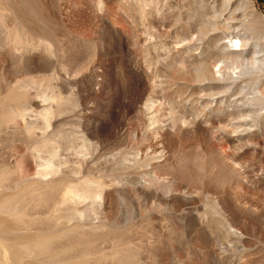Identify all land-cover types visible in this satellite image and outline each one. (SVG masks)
I'll return each instance as SVG.
<instances>
[{"label":"rangeland","instance_id":"rangeland-1","mask_svg":"<svg viewBox=\"0 0 264 264\" xmlns=\"http://www.w3.org/2000/svg\"><path fill=\"white\" fill-rule=\"evenodd\" d=\"M0 264H264V0H0Z\"/></svg>","mask_w":264,"mask_h":264},{"label":"bare ground","instance_id":"bare-ground-1","mask_svg":"<svg viewBox=\"0 0 264 264\" xmlns=\"http://www.w3.org/2000/svg\"><path fill=\"white\" fill-rule=\"evenodd\" d=\"M241 46V45H240ZM232 51H236V50H232Z\"/></svg>","mask_w":264,"mask_h":264}]
</instances>
